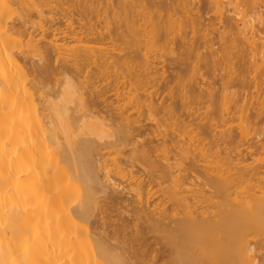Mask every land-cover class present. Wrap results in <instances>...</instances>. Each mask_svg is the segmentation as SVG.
Here are the masks:
<instances>
[{
  "label": "bare ground",
  "instance_id": "bare-ground-1",
  "mask_svg": "<svg viewBox=\"0 0 264 264\" xmlns=\"http://www.w3.org/2000/svg\"><path fill=\"white\" fill-rule=\"evenodd\" d=\"M57 12L81 21L79 32L65 26L62 44L38 38L56 35ZM186 29L191 36L172 40L168 57L151 49ZM157 59H191L188 92L175 89L181 72L173 87ZM201 61L224 71L219 86L195 76ZM176 97L185 109L194 101L215 108L188 140ZM158 107L176 117L175 139L183 135L172 156L134 134L142 110ZM209 134L221 140L207 148ZM231 143L247 148L232 156ZM129 145L127 159L142 170L127 188L105 156ZM186 170L203 179L187 184ZM259 246L264 0H0V264H264Z\"/></svg>",
  "mask_w": 264,
  "mask_h": 264
},
{
  "label": "rangeland",
  "instance_id": "rangeland-1",
  "mask_svg": "<svg viewBox=\"0 0 264 264\" xmlns=\"http://www.w3.org/2000/svg\"><path fill=\"white\" fill-rule=\"evenodd\" d=\"M56 4H54V6H55ZM55 8L57 9V7L55 6ZM54 11H55V9H54ZM56 13V12H55ZM47 14H48V11H47ZM49 15H51V13L50 14H48V15H46L47 17L49 16ZM55 16H57L59 19H58V21L57 22H59V23H57V25L55 26L56 28H58L56 31V35L54 36V35H48L47 36V38L45 37V38H43V37H41L40 35H38V38L40 37V39L42 38L43 40H45V41H50L51 39H53V38H58L59 39V41H58V44H62L63 43V41H62V35L65 33V31H66V34H67V32H68V28H71V29H73L74 27H71L70 26V24L72 25L73 24V26L75 25L76 26V28H78L77 30L78 31H76V29H75V31L76 32H79V28H80V25H78L79 24V22H81L80 21V19H79V16H76L74 19H70V20H72V21H74L75 19L77 20H75L74 22H72V21H68V20H66V19H64V18H60L61 16H60V14H59V12H57V14H55ZM77 17H78V19H77ZM205 17H207V18H210V17H212V14L211 13H209V14H207ZM37 20V19H36ZM66 20V21H65ZM71 22V23H70ZM61 23V24H60ZM63 24V25H62ZM67 24V25H66ZM60 25L62 26V27H60ZM65 26H66V28H65ZM68 26V27H67ZM77 26H79V27H77ZM60 27V28H59ZM63 30H62V29ZM81 28H82V26H81ZM66 29V30H65ZM70 29V30H71ZM65 30V31H64ZM81 30V29H80ZM188 29H186V30H184V31H180V30H175V32L173 33V34H171L170 36H169V42L167 41V39H164V40H166V42H168L167 44H169L172 40L175 42V41H179V38H180V36H185V35H190L191 36V32L188 30ZM51 31V30H50ZM50 31H47V33L48 34H50L49 32ZM61 31V32H60ZM64 31V32H63ZM187 31V32H186ZM38 30L37 31H35V34H38ZM52 32V31H51ZM55 32V31H54ZM62 32H63V34H62ZM70 32V31H69ZM189 32V33H188ZM185 33H187V34H185ZM52 34V33H51ZM69 35H70V33H68ZM16 36V38L18 39H22V41L20 42V40L18 41V45H16V48L15 49H17L18 48V46H19V44L20 43H22V45L26 42V40H25V42L23 41V38H21V37H18V35H15ZM50 36V37H49ZM53 36V37H52ZM64 37H67L68 35H63ZM14 38V37H13ZM15 38V39H16ZM67 39H69V37L67 38ZM162 39V38H161ZM42 40V41H43ZM70 40V39H69ZM15 41V40H14ZM17 41V40H16ZM20 42V43H19ZM174 42H173V44H174ZM176 42V43H177ZM14 43V42H13ZM78 45V42H72L71 43V45H75L76 46V44ZM85 43V42H84ZM84 43H80L81 45L82 44H84ZM86 44V43H85ZM118 44V42L114 45V46H110L111 48H117V49H120L121 48V45L119 46V47H116V46H118L117 45ZM119 44H121V42H119ZM166 43H165V41H163V39H162V41L160 40L156 45H155V47L154 46H151V49H153V52L155 53V54H159V55H161V54H163V56H165L164 58H166V57H168V55L167 54H169L168 53V51L167 50H169V52H170V50H171V48H173V46H176V44H169V46H171V47H166V45H167ZM70 45V46H71ZM73 45V46H74ZM92 45H93V43H92ZM14 46V45H13ZM79 46V45H78ZM123 46V45H122ZM20 47H22V46H19V48ZM106 47V46H105ZM124 47V46H123ZM17 49V50H21V49ZM24 48V47H23ZM167 48V49H166ZM154 49H158L157 51L156 50H154ZM118 51V50H117ZM116 51V52H117ZM158 52V53H157ZM167 52V53H166ZM161 53V54H160ZM170 56V55H169ZM181 56H183L184 57V55H181ZM192 60H194V59H192ZM196 60V59H195ZM157 61H159L160 63H165L167 66L165 67L166 69H168V70H166V72H165V77H169V78H167V79H171L170 81L173 83H175V82H177L176 81V79H177V77L178 76H180V72H181V76H183V79H184V81H185V83H184V81H183V79H180V80H178L179 81V83H181V84H179L178 82H177V84H175V89H178L177 91H179L180 89L182 90H180V92H188L189 90H186L185 91V89H186V87H187V89H189L188 88V86L189 85H191V81L192 80H194V79H190L191 77L190 76H187V79H186V75L187 74H189L190 73V71L188 70V69H190V67H189V65H187V64H190V61H191V59H157ZM168 62H171V63H169V65H168ZM197 62V61H196ZM173 63V64H172ZM179 64H181V65H179ZM171 65V66H170ZM161 66V65H160ZM170 66V67H169ZM196 66H197V68L196 69H198V71L195 73V76H197L199 79H200V77H203V79H204V82L202 81V78H201V81L204 83L203 84V87H204V85H205V83H210L209 85L210 86H212V87H214V85L217 83V85L219 86V83H220V81H217V79H220L219 77H220V75L221 74H224L223 72L224 71H218V70H216L217 72L216 73H214L215 71H212V70H208V68L203 64V61H201V62H198L197 64H196ZM189 67V68H188ZM176 68V70H174V69ZM182 68V69H181ZM186 70V71H183L184 69ZM173 70V71H172ZM180 70V71H179ZM189 71V73H188V71ZM214 73V74H216V75H214V74H212V72ZM177 73V72H179L178 73V76L176 77V79L174 80L173 78H175V77H173L172 75L173 74H175V73ZM173 73V74H172ZM184 74V75H183ZM197 74V75H196ZM220 74V75H219ZM170 75H171V77H170ZM200 75H202V76H200ZM219 75V76H218ZM215 76H217V77H215ZM173 77V78H172ZM185 77V78H184ZM188 77H189V80H191V81H189L188 80ZM197 77H195V78H197ZM215 77V79H214V81H213V78ZM179 78H181V77H179ZM197 78V79H198ZM173 79V80H172ZM217 82H216V81ZM167 81H169V80H167ZM169 81V82H170ZM211 81H212V83H211ZM163 80H162V78H160L159 79V85L160 84H162L163 85ZM171 82H170V84H171ZM213 82L215 83V84H213ZM174 83H173V87H174ZM182 83L184 84V85H182ZM194 83V81H192V84ZM162 85H160V86H162ZM177 85H179V88L177 87ZM180 85H181V87H180ZM195 86V85H194ZM199 86H200V84H199ZM184 87V88H183ZM191 87H192V85H191ZM206 87H208V84H206L205 85V88ZM174 89V90H175ZM184 89V90H183ZM176 90H175V95L176 94H178V93H176L177 92ZM160 92H161V94H160V96H161V98H160V100H163V99H167V101L169 102V100H168V97L169 96H171V95H169V91H167V90H164L163 89V92H162V89L160 90ZM179 92V93H180ZM178 97V96H177ZM176 97V98H177ZM175 98V99H176ZM188 98V97H187ZM173 100V99H172ZM187 100H189V99H187ZM164 101V100H163ZM166 101V104L168 103ZM170 101H171V99H170ZM176 105H177V108L178 107H181L180 106V104H179V102H177V101H179V98H177L176 100ZM190 101V100H189ZM192 101V100H191ZM194 102H196V101H194ZM191 103V102H189L188 104H191V106L190 105H188V110H187V108L185 109V108H180V109H176V112H178V114H176V112H175V114H176V117H177V121H179V120H181V121H183L184 120V122L186 123V125H187V127H185L186 129H184L183 127L181 128V129H183V131H185V133H183V131L181 130V134H183L184 135V137H183V135H180V137H178V140L179 139H182V137H183V140H185V139H187V138H189L191 135L192 136H194V134L196 135V134H198V133H200L201 131V128H200V125H202L203 124V122H206L207 121V119L205 120L204 119V117H206V114H207V112H213L212 111V109H214V111H215V108H213V106L212 105H209L208 106V104L207 103H205L206 105H203V104H200L201 102H197V104L196 103ZM178 104H179V106H178ZM189 106H190V109H189ZM212 106V107H211ZM159 108V107H158ZM158 108H157V112L156 111H149L148 112V110L145 108V109H143L142 110V113L140 114V123H138V125H136L138 128H139V130L140 131H142L143 133H141L139 130H138V132H137V130L136 131H134V134L135 135H137L138 133H140V141H147V142H151V145H153V146H155L157 143H158V145L159 144H161V145H159V146H157L156 145V148L157 147H159L158 149L159 150H157V152H155V154H159V156L161 155H163V154H168L169 156H172L174 153H176V151L177 150H179L180 148V146H179V144H178V140H176L177 139V136L174 134V135H172L173 134V131H172V128L174 127H172L171 126V124L176 120V117H174L173 119H174V121H173V119H172V117H168L167 115V118H165L166 116L164 115L163 116V114H166L164 111H162L161 112V109L159 108V110H158ZM177 110H180V111H177ZM184 110H185V112H184ZM187 110V111H186ZM164 112V113H163ZM133 113H136L135 111H133ZM150 113H152V114H150ZM213 114V113H212ZM205 115V116H204ZM207 115H209V114H207ZM211 115V114H210ZM214 117H216L215 116V114L213 115ZM199 117H200V119L202 118V120H203V122L199 119ZM169 118H171L170 120H169ZM165 119V120H164ZM217 120H218V118H217ZM169 121V122H168ZM171 121V122H170ZM201 121V122H200ZM235 121H237V124L239 123V119L237 120H235ZM215 122V121H214ZM218 122V121H217ZM168 123H169V125L171 126H169L168 125ZM200 123H202V124H200ZM180 124V123H179ZM179 124H178V126L176 125V127L178 128V127H180L179 126ZM233 125L235 124L236 125V122H233L232 123ZM141 125V126H140ZM173 125V124H172ZM137 128V129H138ZM175 128V127H174ZM191 128V129H190ZM176 129V128H175ZM174 129V130H175ZM178 130H180L179 128H178ZM187 130V131H186ZM217 131H218V129H216ZM172 131V132H171ZM179 132V131H178ZM137 133V134H136ZM172 133V134H171ZM193 133V134H192ZM145 134V135H144ZM141 135L143 136V137H141ZM187 135V136H186ZM174 136V140L171 138V137H173ZM175 136H176V139H175ZM210 136H212L213 138H211ZM209 137L211 138H209L208 139V137H207V139H206V143L208 142L209 143V145L207 144V148H209V147H212V145H214L213 143H211L210 144V141L212 142V140H214L213 142L214 143H217V142H219L220 140H221V138H220V136H218V134H216L215 135V137H214V135H211V134H209ZM145 138V139H144ZM143 139V140H142ZM149 140V141H148ZM153 141V143H155V144H153L152 143V141ZM188 140V139H187ZM175 141V142H174ZM149 144V143H148ZM235 145H236V143H234ZM234 144L233 143H231L230 144V146L232 147L233 146V148H231L229 145H228V148H227V150H229V148H231V149H233L232 150V153H230V150H229V153L233 156V155H235V154H233L234 152H236V151H238L237 149H239V147H240V151H241V147H242V150H244L243 148L245 147V149L247 148L246 147V145H244V147H243V145L241 146H239V147H237V149H235L234 148ZM150 145V146H151ZM224 146V145H223ZM221 147H222V145H221ZM220 147V148H221ZM227 147V146H226ZM131 148V146L129 145V146H127L126 147V149H125V147L124 148H122V149H115L114 150V152H113V149L110 151V153H108V157H107V155L105 156L107 159L106 160H108L107 162V164H109L108 166V168L111 170V173H112V175H113V177H115V179H116V181L120 184V186H124L125 187V185H127L126 187L128 188V186L130 185L129 183V181L131 180L132 181V179L133 178H136V177H134V176H137V175H135V174H140V172H141V170H142V168L140 167L141 166V164L138 162V160H130V159H127L128 158V152H127V150H129ZM162 149V150H161ZM214 150L215 149H217L216 147L215 148H213ZM166 151L165 153L164 152H162V151ZM214 150H211V152H210V150H209V154L211 155V153L214 151ZM218 150H219V148H218ZM221 150V149H220ZM235 150V151H234ZM247 150H245V151H243L242 153H245ZM122 152V153H121ZM159 152V153H158ZM239 152V151H238ZM237 152V153H238ZM241 153V154H242ZM246 153H249V152H246ZM125 154V155H124ZM243 155V154H242ZM247 155V156H246ZM127 156V157H126ZM164 156V155H163ZM248 157H250V158H252V156H250L249 154H245V156H244V158H248ZM130 158V157H129ZM127 159V160H126ZM132 159V158H131ZM209 159L210 160H213V157H212V159L209 157ZM249 159V158H248ZM209 160V161H210ZM132 161H134V162H132ZM137 161V162H136ZM251 161V159L248 161V162H250ZM120 162V163H119ZM123 162H126V165L123 163ZM205 162V161H204ZM203 162V164H207V162L206 163H204ZM211 162V161H210ZM247 162V163H248ZM209 163V162H208ZM120 164V166H121V164H122V166L121 167H123V168H126L125 170H124V176H123V178H122V175H120L119 174V172H118V166L117 165H119ZM124 164V165H123ZM200 164V163H199ZM201 164H202V162H201ZM127 168H128V170H130V171H127ZM140 170V171H139ZM131 171H132V174H131ZM191 171V170H190ZM190 171H183L182 172V174H183V179L185 180V178H188L189 177V174H190V178L189 179H186V183L188 184L191 180L190 179H192L193 181H197L198 179H200V180H202L203 179V177H202V175H200V173L199 172H196V171H192V172H190ZM130 174H129V173ZM189 172V173H188ZM127 173V174H126ZM134 173V174H133ZM126 174V175H125ZM193 174V176H191ZM196 174H198V175H200V176H198V175H196ZM129 175H133V176H129ZM186 175V176H185ZM194 175H196V177L194 176ZM197 176H198V178H197ZM130 177V178H129ZM131 177H133V178H131ZM144 177V176H143ZM142 177V178H143ZM185 177V178H184ZM192 177V178H191ZM196 178V179H193V178ZM200 180L199 181H195L196 183H198V182H200ZM129 184V185H128ZM190 184V183H189ZM130 187V186H129ZM154 187L155 188H153L152 189V191H155L156 189H157V187H156V185H154ZM126 190V189H125ZM124 190V192L121 194V197L123 196V198L124 199H126L127 197H129V196H131V194H127V192ZM132 192V191H131ZM124 194H126V196L124 195ZM259 238V235L257 236V239ZM260 238H263V236L261 235V237ZM255 239H256V237H255ZM256 239V240H257ZM260 240V239H259ZM260 243V242H259ZM261 245H263V244H261ZM260 247H262V246H259L258 248H257V255L258 256H260L262 253H264L263 251H264V247H262V248H260ZM260 249V250H259ZM261 251H262V253H261ZM256 252V251H255ZM260 254V255H259Z\"/></svg>",
  "mask_w": 264,
  "mask_h": 264
}]
</instances>
